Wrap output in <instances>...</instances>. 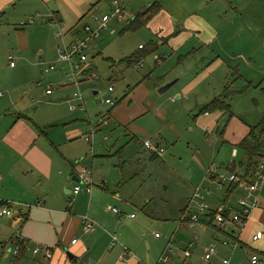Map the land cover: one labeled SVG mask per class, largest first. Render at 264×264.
<instances>
[{"label":"crops","instance_id":"crops-1","mask_svg":"<svg viewBox=\"0 0 264 264\" xmlns=\"http://www.w3.org/2000/svg\"><path fill=\"white\" fill-rule=\"evenodd\" d=\"M46 1L0 0V24L7 16L6 26L14 28L13 20L22 11L17 8H24L29 14L33 9L36 13L34 17L27 16L24 27L33 26L36 18L41 23L62 27L64 18L60 11L50 10ZM232 1L238 3L237 6H243L240 0H222L220 8L225 7L220 18L225 23L223 33L212 30L206 19H200L204 30L197 20V23L191 21V24H197L196 29L199 30L193 38L197 41L203 38L207 49L221 36L238 40L246 35L244 30L226 31L228 24L237 26L239 20L237 16L228 17L226 14L227 9L237 13ZM249 5L253 6L251 2ZM37 10L45 15L38 14ZM259 19L258 30L252 26L247 29L260 41V38L264 39V14ZM29 21L32 23L29 24ZM21 31L28 36L24 30ZM73 33L74 30L70 35ZM178 37H174L173 44L168 43L172 47L171 54L179 53L191 39L190 35L181 39ZM260 43V47L249 46L248 49H238L239 52L230 54L227 58L229 65H225L220 56H215L203 68H195L192 75L190 72L185 75L183 71H178L168 78L165 67L159 68L138 82L136 92L146 98L145 107L137 104L135 110L127 115L129 119L139 116L143 120L140 126H130L133 131L130 137L138 144L135 145L136 156L145 164L144 171L148 168L156 171L162 165L167 172L162 175L163 190L168 191L167 198L173 202L170 206H174L183 216L180 221L187 224L189 216L196 212V199L193 197L196 190L200 191L209 208L192 228L187 225L177 228L176 235L193 250L190 255L188 250L182 252L189 264H204L202 256L209 246L215 248L214 260L227 258L231 264H248L249 255L257 254L264 261V184L257 195V206L251 210L243 226L230 223L218 229L210 211L219 205H224L230 214L239 211L237 203L244 200L251 181L250 176H246V156L238 145L251 128L264 121V105L260 108L255 104L253 115L246 111L244 116H238L232 111V98L235 95L238 98L249 88H259L264 92V87H261L264 81V40ZM160 44H164V41ZM139 48H142L141 45ZM243 50L246 51L241 52ZM195 51L196 48L191 47L185 53L192 54ZM202 52V61L205 62L207 56L204 49ZM166 55L158 57L154 54V67L162 66L161 63L169 57ZM140 57L135 63L138 66ZM237 61H241L244 68L239 65L232 68V74L235 75L231 77V67ZM40 62L43 60L40 59ZM179 62L180 58L176 60V65ZM224 65L230 76L208 83L209 78ZM12 66L10 68H14ZM190 71L192 73L193 69ZM256 77L261 78L257 84L254 82ZM171 82L173 84L169 89L157 93L159 87ZM0 89L5 92H0V206L7 204L11 210V216H0V261L11 264V251L8 254L6 248L10 246L12 250L14 242L20 240L28 245L29 250L47 248L51 254L50 258L45 259L42 254L33 257L30 251L24 250L18 259L21 264H143L137 255L141 245L137 243L134 232L144 222L139 220L130 223L128 220H134V217H130L133 215L130 207L137 205L138 198V201L145 203L150 201L151 186H148L147 192L143 191L147 184L136 174L127 177L122 175L120 181L114 179L112 182L109 174L92 178L93 162H90L91 192L87 193L82 185L81 191L73 196L71 192L77 184L76 174L83 168L77 165V161H81L83 149L84 157L88 150L91 153V144L90 149L85 144L88 139L85 142L76 140L78 129L71 127V121L60 122V125L59 122H53L54 117L59 119L55 112L52 118L29 114L27 108L30 101L18 99L12 87L0 85ZM227 91L229 98L223 100ZM170 97L172 105L166 107ZM215 99L224 101L228 110L201 112ZM73 102L78 105H73ZM67 104L71 112L80 110L77 101L70 99ZM118 112L117 109L114 115ZM256 114H259V120L251 122L249 119L254 116L256 121ZM180 116L189 118V123L183 122L180 126L177 120ZM135 130L140 134H136ZM145 141L151 143L152 150L143 146ZM159 150L162 152L159 153ZM230 174L235 175L237 180L219 188L218 178ZM112 209H116L119 215L113 213ZM154 215L157 220V213ZM82 216L96 224L93 232L84 233L81 230L79 219ZM254 236H257L256 240H253ZM73 240L76 242L71 245ZM84 255H87V262L82 261ZM143 257L147 259L145 255Z\"/></svg>","mask_w":264,"mask_h":264},{"label":"rangeland","instance_id":"rangeland-1","mask_svg":"<svg viewBox=\"0 0 264 264\" xmlns=\"http://www.w3.org/2000/svg\"><path fill=\"white\" fill-rule=\"evenodd\" d=\"M111 1H46L45 4L50 10L60 11L64 18L63 28H58L56 24L52 23L48 25L45 22L41 23L40 20H37L38 18L35 19L33 26L24 27L25 21L28 20L27 16L34 17L36 15L35 9L29 14L26 9L17 8L22 11L13 20L14 28L6 26L5 20H8V17L4 16V20L2 19L0 24V85L12 87L18 99H28L31 103L27 108L29 114L36 117L50 116L52 118L55 112L59 119L54 117L52 121L59 122L58 125L61 124L60 122L71 121V127L78 129L76 140L81 139L85 142L88 139V143L85 142L88 149L91 144V153L88 150L84 157L83 149L82 159L80 162L77 161V165L90 170L89 163L93 162L92 178L101 174H109L112 182L114 179L120 181L122 175L127 177L136 174L147 184L143 191L147 192L148 186H151L152 189L149 192L152 195L148 197L150 201L145 203L138 201V198L137 205L130 207L134 220L125 219L130 223L139 220L144 222V225L138 227L134 232L137 243L141 245L137 255L140 256L143 264H157L159 258L165 255L169 257L167 264H189L188 261L186 262L187 259L182 256V252L188 250L190 255L193 250L188 248L186 243L176 235L177 228L187 224L185 221H180L183 216L175 210L174 206H170L173 202L167 198L168 191L164 192L163 190L162 175L167 172L164 171L162 165H159L160 167L156 171H152L151 168L144 171L145 164L135 153L137 147L135 145L138 144L130 137L133 132L130 126H140L143 120L139 116L129 119L127 115L135 110L137 104L145 107L146 98L143 95L139 96L136 92L139 87L138 82L159 68L165 67L164 71L168 78L176 75L178 71H183L185 75L190 72L192 75L195 73V68H203L215 56H220L225 61V65H229L228 56L239 52L238 49H248L249 46L260 47V41L264 39L260 38L259 41L247 28L252 26L254 30H258L259 17L264 14V6H262L264 0H240V3L246 8L237 6L238 3L232 1L237 13L234 14L227 9L226 14L228 17L237 16L239 20L236 22L237 26L228 24L226 31L244 30L246 35L238 40L221 36L209 49L205 47L207 44L203 38H199L201 43L193 37L199 32L196 26L202 24L200 22L202 18L207 20L206 23L212 30L216 29L218 33H223L225 23L220 18L225 7L220 8V5L223 4L222 0H120L128 15L120 23L112 19L107 23V28L99 32L98 38L88 44V48L85 50L86 61L81 65L79 71L74 72V79L78 80V84L74 85L73 78H71L72 69L66 63L58 62L57 46H62L69 40L73 41L84 37L86 29L94 31L101 16L106 14L110 8ZM249 2L253 6H250ZM37 12L40 15H45L39 10ZM139 15L143 16L136 20ZM146 17H149L148 21L145 20ZM191 21L197 24L193 25ZM241 21L245 23H241ZM201 28H203V24ZM21 30L28 33V36L23 35ZM72 30L74 33L71 36ZM59 31L63 35L60 39L56 37ZM178 35L180 39L190 35L191 39L183 50L177 54H171V44H173L174 37ZM25 37L27 38L25 39ZM161 41H164V44H160ZM140 45L143 50L139 48ZM153 45H156L155 49ZM20 46L23 48H19ZM191 47L196 48V51L192 54L185 53ZM203 49L207 56L205 62L202 61ZM166 53L169 57L161 63L162 66L154 67L153 55L156 54L160 57ZM259 56L258 53L257 57ZM139 57L141 60L139 66L131 63L132 60ZM179 58V65H176V60ZM40 59L43 62H40ZM9 63H12L14 68H10ZM50 65L54 66L50 68ZM169 65L177 67H166ZM225 65L209 78L208 83H214L218 79L221 81L229 75ZM238 65L244 68L241 61L235 62L230 70L231 77L235 75L232 74L234 72L232 68H236ZM83 71H86L87 74H83ZM87 76H90V79ZM260 81V77L254 78L256 84ZM152 84L155 86L156 82ZM261 84V87H264V81ZM108 87L112 88V92H108ZM47 89L52 91L51 95L45 94ZM0 92L5 94L3 89H0ZM244 92L238 98L236 95L232 98V111L238 116L243 115L246 111L253 115L255 104H258L260 108L264 105V92L261 89L249 88ZM74 94L79 95L82 100L84 109H80L81 111L78 109L72 112L68 110L67 101L72 99ZM31 97H33L32 101ZM170 99L171 97L166 107L172 105ZM193 99L197 100V98ZM105 100H109L112 105L104 104ZM72 104L78 105L76 102ZM117 109L120 112L115 116L114 112ZM183 113L185 112L183 111ZM177 118L180 126L183 122L188 124L190 121L186 117ZM259 118V114H256V121L255 116L249 120L255 123ZM135 132L140 134L136 130ZM110 141H114V143L111 147H107L106 143ZM115 208L118 207L115 206ZM156 213L157 220L154 217ZM154 235H157L158 238H155ZM6 249L10 254L11 247ZM141 253L147 259H144ZM0 264H6V262L0 261Z\"/></svg>","mask_w":264,"mask_h":264},{"label":"built area","instance_id":"built-area-1","mask_svg":"<svg viewBox=\"0 0 264 264\" xmlns=\"http://www.w3.org/2000/svg\"><path fill=\"white\" fill-rule=\"evenodd\" d=\"M128 13L125 10L124 4L120 0H112L110 3V8L108 9L106 14H103L100 18L97 28L94 31L86 29V34L84 37L75 39L71 42L63 44L62 46L57 47L58 53V62L66 63L72 69L71 78H73L74 85L78 84V80L74 79V72L79 71L81 65L86 61L85 50L88 48V44L95 38H98L99 32L101 30L106 29L107 23L112 19L117 23L123 21ZM32 23L29 21V24ZM57 38H61V32L59 31L56 34ZM10 60V57H8ZM12 66V63H10ZM54 65H50L52 68ZM90 79V76H87ZM108 92H112V88L108 87ZM46 95H51L52 91L47 89L45 91ZM72 100H75L80 103V109L82 108V100L79 95L74 94ZM104 104L112 105L109 100H105ZM105 124V122H103ZM143 146L147 149H153L151 143L149 141H145ZM162 151L159 150V153ZM90 170L87 168H81L76 174L77 184L73 187L71 194L76 196L81 191V186H85V191L87 193L91 192V178H90ZM237 180L236 176L230 174L229 176H220L218 178V187L221 188L225 183H233ZM264 184V152L261 153L256 169L253 173L252 179L247 186L246 194L244 200L238 201L239 211H236L232 214L228 211V209L224 205H219L216 208L210 210L213 223L215 227L218 229H222L228 224H235L243 226L247 219L250 216L251 210L257 206V195L260 191V188ZM193 197L196 199V212L189 216L187 225L189 228H192L195 224L199 222V219L202 215H204L207 211H209L208 206L203 200V196L199 190H196ZM113 213L119 215L116 209H112ZM0 216H11V210L7 204H3L0 206ZM131 218L133 215L130 216ZM79 223L81 226V230L84 233H90L95 230L96 224L91 221L86 216H82L79 219ZM155 237H158L155 235ZM257 236L253 237V240H256ZM113 240H115L113 238ZM76 240L71 241V245L75 244ZM24 248L26 251H30L31 255L35 257L38 254H42L45 259L50 258L51 254L49 249L44 248L43 250L40 247H35L29 250L27 244L22 243V245L14 244L11 250L12 261L11 264H21L18 261V256L20 252V248ZM125 252V250H124ZM216 257V251L213 246H209L205 249L202 262L204 264H231L230 260L227 258H222L218 260H214ZM169 261L168 255L162 256L159 258L157 264H167ZM248 264H264V261H261L260 257L257 254H251L248 257Z\"/></svg>","mask_w":264,"mask_h":264},{"label":"trees","instance_id":"trees-1","mask_svg":"<svg viewBox=\"0 0 264 264\" xmlns=\"http://www.w3.org/2000/svg\"><path fill=\"white\" fill-rule=\"evenodd\" d=\"M142 16L143 15L137 16L136 20L141 19ZM145 20L148 21L149 17H146ZM129 24L131 25L132 22ZM137 60L138 59H134L132 60L131 63L135 64ZM82 73L87 74L86 71H83ZM228 98H229V92L227 91V94L223 97V100H226ZM228 108H229L228 105L224 101L215 99L211 101L210 103H208L205 107H203L201 112L212 111V110H226L227 111ZM238 147L239 149L243 151V154L246 156V160H247L246 176H250V178L252 179L253 173L258 163L257 160H259L261 153L264 152V121L260 122L255 127L251 128L248 135L239 143ZM22 243L23 242L20 240H17L14 242V244H19V245H22ZM23 252H24V248L21 247L19 256ZM19 256H18V259H19Z\"/></svg>","mask_w":264,"mask_h":264},{"label":"water","instance_id":"water-1","mask_svg":"<svg viewBox=\"0 0 264 264\" xmlns=\"http://www.w3.org/2000/svg\"><path fill=\"white\" fill-rule=\"evenodd\" d=\"M172 84H173V82L168 83V84H166V85H164V86L158 88V89H157V92H158V93H163V92H165L167 89H169V88L172 86ZM93 94L95 95L96 93L94 92ZM113 143H114V141L107 142V143H106V146H107V147H111V146L113 145ZM69 257H71V256L69 255ZM82 261H83V262H87V255H84V257L82 258Z\"/></svg>","mask_w":264,"mask_h":264}]
</instances>
